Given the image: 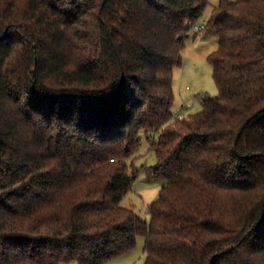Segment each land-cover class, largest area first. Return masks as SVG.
Segmentation results:
<instances>
[{"label":"trees","instance_id":"trees-1","mask_svg":"<svg viewBox=\"0 0 264 264\" xmlns=\"http://www.w3.org/2000/svg\"><path fill=\"white\" fill-rule=\"evenodd\" d=\"M209 0H0V264H264V0L204 27L218 88L175 116L174 69ZM154 134L148 219L122 205Z\"/></svg>","mask_w":264,"mask_h":264},{"label":"rangeland","instance_id":"rangeland-1","mask_svg":"<svg viewBox=\"0 0 264 264\" xmlns=\"http://www.w3.org/2000/svg\"><path fill=\"white\" fill-rule=\"evenodd\" d=\"M219 0H209L196 25L186 35L182 50V61L174 69V103L173 110H177L181 103L186 109L179 111L181 115L194 113L201 109L202 102L207 97L215 96L218 88L212 77V66L207 56L217 48L218 37L213 26L204 27L211 10ZM183 106V107H184ZM139 147L126 162L137 169V177L132 189L123 197L122 205L133 208L142 218L148 219L146 205L155 199L158 190L164 183L162 179L153 176L156 157L151 149L150 141L154 134H141ZM144 236L137 235L135 246L106 264H142L145 253L143 251ZM69 264H76L75 262Z\"/></svg>","mask_w":264,"mask_h":264},{"label":"built area","instance_id":"built-area-1","mask_svg":"<svg viewBox=\"0 0 264 264\" xmlns=\"http://www.w3.org/2000/svg\"><path fill=\"white\" fill-rule=\"evenodd\" d=\"M184 104L183 103H181L180 105H179V108L175 111V116L176 117H181L182 115H181V113L179 112L180 111V109L182 108V109H186V106H184Z\"/></svg>","mask_w":264,"mask_h":264},{"label":"clouds","instance_id":"clouds-1","mask_svg":"<svg viewBox=\"0 0 264 264\" xmlns=\"http://www.w3.org/2000/svg\"><path fill=\"white\" fill-rule=\"evenodd\" d=\"M182 110V108L180 109V111Z\"/></svg>","mask_w":264,"mask_h":264}]
</instances>
